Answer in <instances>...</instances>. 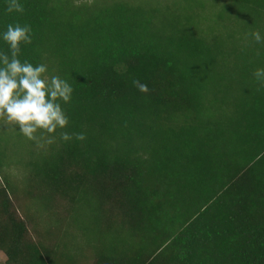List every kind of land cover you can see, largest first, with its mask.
I'll return each mask as SVG.
<instances>
[{
  "label": "trees",
  "instance_id": "1",
  "mask_svg": "<svg viewBox=\"0 0 264 264\" xmlns=\"http://www.w3.org/2000/svg\"><path fill=\"white\" fill-rule=\"evenodd\" d=\"M19 2L73 93L50 145L0 121L4 264H264V0Z\"/></svg>",
  "mask_w": 264,
  "mask_h": 264
},
{
  "label": "clouds",
  "instance_id": "2",
  "mask_svg": "<svg viewBox=\"0 0 264 264\" xmlns=\"http://www.w3.org/2000/svg\"><path fill=\"white\" fill-rule=\"evenodd\" d=\"M80 0H75L79 6ZM89 5L93 0H87ZM6 12L23 13L24 6L19 0H6ZM258 44H264L259 31L250 33ZM0 38L8 45V51H0V121L19 132L38 146L56 142L57 129H65L69 117L62 104L71 102L73 87L59 75H46L48 65H33L21 61V44L32 43V28L29 24H8ZM254 79L264 86V68H256ZM141 92H148L146 84L133 81ZM39 133V135H38ZM84 140V133L59 132L62 141Z\"/></svg>",
  "mask_w": 264,
  "mask_h": 264
},
{
  "label": "rangeland",
  "instance_id": "3",
  "mask_svg": "<svg viewBox=\"0 0 264 264\" xmlns=\"http://www.w3.org/2000/svg\"><path fill=\"white\" fill-rule=\"evenodd\" d=\"M26 148H27V142L25 140H23L22 143L15 145V150L18 153V156L27 157V155L25 154V150H27ZM20 213L23 215L22 211H20ZM4 259H5L4 254L0 252V264H4Z\"/></svg>",
  "mask_w": 264,
  "mask_h": 264
}]
</instances>
